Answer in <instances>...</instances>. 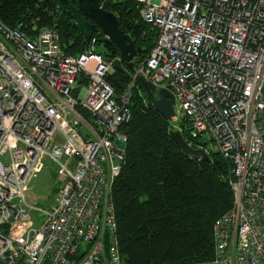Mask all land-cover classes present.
I'll return each instance as SVG.
<instances>
[{
	"label": "built area",
	"instance_id": "built-area-1",
	"mask_svg": "<svg viewBox=\"0 0 264 264\" xmlns=\"http://www.w3.org/2000/svg\"><path fill=\"white\" fill-rule=\"evenodd\" d=\"M132 1L157 36L120 96L112 59L93 47L69 55L55 28L30 36L0 22V264H123L113 186L138 78L172 93V131L182 116L190 142L207 135L230 163L213 256L186 264H264V0ZM45 158L57 170L48 211L25 198Z\"/></svg>",
	"mask_w": 264,
	"mask_h": 264
},
{
	"label": "trees",
	"instance_id": "trees-1",
	"mask_svg": "<svg viewBox=\"0 0 264 264\" xmlns=\"http://www.w3.org/2000/svg\"><path fill=\"white\" fill-rule=\"evenodd\" d=\"M38 2L41 0H0V22L30 36L43 28H55L61 48L69 55L92 49L71 24L69 11L58 8L54 0L42 8ZM70 2L75 5L74 0ZM102 2V8L116 16L119 30L140 49L133 60L136 66L154 46L156 29L141 21L132 0ZM92 35L96 46L102 32L98 28ZM95 52L106 61L113 59L104 49ZM106 79L118 96L128 90L130 79L120 71H113ZM152 104L148 89L138 78L127 105L131 117L126 128V163L113 186L122 263L207 262L213 256L212 225L232 205L227 181L230 163L218 152H209L208 161L183 153L170 135L171 121ZM182 120L186 124L180 125L184 140L191 148L206 149V143L190 142L189 122Z\"/></svg>",
	"mask_w": 264,
	"mask_h": 264
},
{
	"label": "water",
	"instance_id": "water-1",
	"mask_svg": "<svg viewBox=\"0 0 264 264\" xmlns=\"http://www.w3.org/2000/svg\"><path fill=\"white\" fill-rule=\"evenodd\" d=\"M50 0H41L38 5L42 7ZM73 5L70 0H54L58 8L67 10L72 14L73 20L71 24L78 29L84 37L85 43L93 47L91 41L92 34L101 30L103 37L99 42L104 46L113 58L111 61V68L113 71H120L130 80L131 73L135 67L133 60L140 52L136 48L128 35L119 30L117 18L111 12H106L102 8L103 0H74ZM89 20H86L85 18ZM117 50V56L115 51ZM142 83L148 89L153 102L154 110L158 111L160 115L169 120L174 116V98L169 90L160 87H155L143 79ZM170 135L177 143L179 149L188 154L192 159H205L209 160L208 153L201 149L191 148V146L184 140L182 133L179 131H170Z\"/></svg>",
	"mask_w": 264,
	"mask_h": 264
},
{
	"label": "rangeland",
	"instance_id": "rangeland-1",
	"mask_svg": "<svg viewBox=\"0 0 264 264\" xmlns=\"http://www.w3.org/2000/svg\"><path fill=\"white\" fill-rule=\"evenodd\" d=\"M95 51H100V46H93ZM174 108H177V103H175ZM182 116L179 117V121L176 123L178 127L180 125L186 126L182 120ZM202 141L206 143L205 148L207 152H214V146L211 141L208 140L207 135H203L201 138ZM215 153V152H214ZM43 168L36 174L29 184L28 191L25 193V198L27 204L33 206L38 210L48 211L53 205L55 197V189L57 188L56 175L57 170L56 166L50 161V159H43ZM0 161L3 163L8 162V156L4 155L0 158ZM30 216L36 221H42L44 215L42 212L37 210H31ZM35 223V221H34ZM38 223L35 224V226Z\"/></svg>",
	"mask_w": 264,
	"mask_h": 264
},
{
	"label": "flooded vegetation",
	"instance_id": "flooded-vegetation-1",
	"mask_svg": "<svg viewBox=\"0 0 264 264\" xmlns=\"http://www.w3.org/2000/svg\"><path fill=\"white\" fill-rule=\"evenodd\" d=\"M100 40V39H99ZM96 46H100V49H104L106 51H108L104 46H102V44L98 41V43L96 44Z\"/></svg>",
	"mask_w": 264,
	"mask_h": 264
}]
</instances>
